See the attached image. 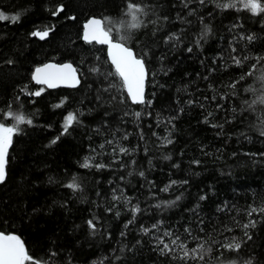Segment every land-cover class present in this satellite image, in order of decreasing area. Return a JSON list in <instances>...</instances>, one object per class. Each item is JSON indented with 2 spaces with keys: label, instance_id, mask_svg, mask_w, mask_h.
I'll use <instances>...</instances> for the list:
<instances>
[{
  "label": "trees",
  "instance_id": "1",
  "mask_svg": "<svg viewBox=\"0 0 264 264\" xmlns=\"http://www.w3.org/2000/svg\"><path fill=\"white\" fill-rule=\"evenodd\" d=\"M245 2L0 0V124L19 129L0 233L25 264H264V12ZM90 17L143 60L144 104L81 40ZM47 62L71 63L78 87L34 85Z\"/></svg>",
  "mask_w": 264,
  "mask_h": 264
},
{
  "label": "snow or ice",
  "instance_id": "2",
  "mask_svg": "<svg viewBox=\"0 0 264 264\" xmlns=\"http://www.w3.org/2000/svg\"><path fill=\"white\" fill-rule=\"evenodd\" d=\"M203 2V0H202ZM232 5H224V7H231ZM244 7L249 9L253 14H258L259 12H264V6L259 3V0H246L244 3ZM129 14L132 15L133 21L136 20L135 13L141 11L140 8L134 7L131 3L128 6ZM0 19H8V17L0 14ZM12 20H16L17 17H11ZM89 24L95 25L92 28L91 32L87 29L89 28ZM89 24L85 25V35L84 39L87 41L96 40L99 43H106L109 45L110 50L114 49L115 53L110 51V56L112 58V64L115 65L116 73L119 75L122 81V87L127 90L128 96L131 97L133 102H143V82L145 76V70L143 62L140 59H136L133 56V53L129 51L126 47H124L120 43H113L110 39L109 33L106 31H102L100 29V21L92 20ZM139 25L137 23H133L130 25L132 28H136ZM47 32H37L33 33V35L40 36L43 39L47 36ZM250 39V38H249ZM191 51V49H189ZM235 60L236 58L233 57ZM236 63L239 64L240 61L236 60ZM33 79L38 83H46L49 87H55L58 81H65L70 83H78L75 77V70L71 68L70 65H63L57 68L54 65H46L44 68H37L36 72L33 75ZM234 87V85H232ZM39 92L34 93V95H39ZM11 115V114H10ZM139 116V113H137ZM16 120V124L19 125L21 123H31L30 120L25 121L23 116H15L13 117ZM75 119L73 115H69L66 118V123L64 127V131L67 132L68 127L71 125L72 121ZM19 131L18 127H6L0 124V182H2L5 178V167H6V153L7 147L11 142L12 135ZM55 142V141H54ZM121 151H124L121 149ZM85 167L88 165L85 164ZM69 188L75 189L77 185L75 182L68 185ZM203 199V197H202ZM136 211V210H134ZM252 211H257L256 209H252ZM260 211H264V209H260ZM252 212H249L251 215ZM89 226L93 227L92 222L89 221ZM244 228H248L249 224L243 225ZM188 231V229H185ZM166 236H170V233H166ZM179 242V244H178ZM163 244L162 251L171 250L170 244L166 243L164 240L160 241ZM184 250V258L192 257L196 258L197 250L193 249L189 252L186 249L183 241L177 236L171 240V245H177ZM228 247L239 249L240 245H228ZM203 259V257H199ZM31 258L25 252V249L22 243L18 240L17 237L13 235H0V264H25L26 261H29Z\"/></svg>",
  "mask_w": 264,
  "mask_h": 264
},
{
  "label": "water",
  "instance_id": "3",
  "mask_svg": "<svg viewBox=\"0 0 264 264\" xmlns=\"http://www.w3.org/2000/svg\"><path fill=\"white\" fill-rule=\"evenodd\" d=\"M92 20L100 21V26H99L100 29H101L102 31H106L105 28H104V25H103V21H102L101 19H99V18H95V17H90L89 19H87V20L82 24L81 40H82L84 43H87V44H95V45H97V46H99V47H103V48H104V51H105V55H106L107 61H108V63L110 64V66L112 67L113 72L115 73V75L117 76V78L120 80V82H121V84H122L121 78H120L119 75L116 73L115 65L112 64V58H111V56H110V54H109L110 51H112L113 53H115V50H114V49H111V50H110L109 45L106 44V43H99V42H97L96 40L87 41V40L84 39V35H85V31H86V29H85V25H86V24H89V22L92 21ZM94 27H95V25H91V24H89V28H88L87 30H88L89 32H91L92 28H94ZM106 32H107V31H106ZM109 36H110V34H109ZM110 39L112 40L113 43H119V42H117V41H114V40L112 39L111 36H110ZM120 44H122V43H120ZM122 45H123L124 47H126L129 51H131V52L133 53V56H134L136 59H140V58H138V57L135 55V53H134V51H133L132 49H130L129 47L125 46L124 44H122ZM140 60L143 62L142 59H140ZM46 65H54V66H56L57 68H59V67H61V66H63V65H70L71 68L75 70V77H76V81H78V83H70V82H65V81H58V82L56 83V86H55V87H49L46 83H38L36 80L33 79V75H34V73L36 72V69H37V68H44ZM143 65H144V62H143ZM144 70H145V76H144V82H143V102H139V101H137V102H133L132 99H131V97L128 96L127 90L123 88V90H124V92H125V94H126L128 100H129V102H130L132 105H142V104H144V102H145V85H146V80H147V71H146V67H145V65H144ZM31 78H32V82L34 83V85H36V86H43V87H45L47 90H56V89H75V88L78 87V85H79V83H80L79 75H78V72H77L76 68H75L71 63H68V62H63V63L47 62V63H44V64H42V65H39V66H37L36 68H34V70H33V72H32V76H31ZM8 147H9V145H8ZM8 147H7V150H8ZM1 183H2V182H0V184H1ZM0 235L7 236V234H3V233H0Z\"/></svg>",
  "mask_w": 264,
  "mask_h": 264
},
{
  "label": "rangeland",
  "instance_id": "4",
  "mask_svg": "<svg viewBox=\"0 0 264 264\" xmlns=\"http://www.w3.org/2000/svg\"><path fill=\"white\" fill-rule=\"evenodd\" d=\"M36 36L40 38V36H38V35H36ZM45 37H46V36H45ZM45 37H44V38H45Z\"/></svg>",
  "mask_w": 264,
  "mask_h": 264
}]
</instances>
